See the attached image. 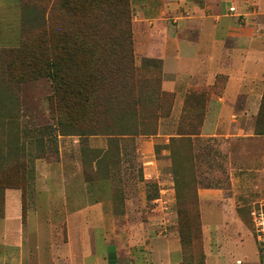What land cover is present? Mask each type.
<instances>
[{"label": "rangeland", "instance_id": "obj_1", "mask_svg": "<svg viewBox=\"0 0 264 264\" xmlns=\"http://www.w3.org/2000/svg\"><path fill=\"white\" fill-rule=\"evenodd\" d=\"M162 1L129 0L142 126L156 131L116 137L63 133L70 129L55 121L49 77H5V60L32 26L19 1L18 42L0 45V264L260 263L250 208L264 196V133L255 132L264 128V80L255 137L222 107L223 73L180 95L164 88L161 58L141 51L145 36L160 46L176 22ZM254 1L232 0L220 13L230 25L264 32ZM56 13L67 16L64 8ZM154 84L167 93H155ZM211 106L220 116L214 133L198 134ZM64 120L89 119L74 109Z\"/></svg>", "mask_w": 264, "mask_h": 264}, {"label": "trees", "instance_id": "obj_2", "mask_svg": "<svg viewBox=\"0 0 264 264\" xmlns=\"http://www.w3.org/2000/svg\"><path fill=\"white\" fill-rule=\"evenodd\" d=\"M19 1L30 8L32 26L24 27L3 73L17 83L49 77L55 121L70 129L63 133L116 137L156 131L142 126L146 117L140 113L142 86L134 63L129 0ZM62 8L67 16L56 13ZM152 79L158 81L157 76ZM153 90L167 93L155 84ZM74 109L87 114L89 120L82 126L65 123L64 117ZM255 132L264 133V128Z\"/></svg>", "mask_w": 264, "mask_h": 264}, {"label": "crops", "instance_id": "obj_3", "mask_svg": "<svg viewBox=\"0 0 264 264\" xmlns=\"http://www.w3.org/2000/svg\"><path fill=\"white\" fill-rule=\"evenodd\" d=\"M231 1L203 0L200 4L196 0H163L161 10H169L176 22L160 46H150L149 36H145L141 51L161 58L162 86L176 90L177 95L186 85L207 87L217 73H223L224 89L217 97L222 107L235 117V126L255 137L250 134H254L253 118L262 97L259 86L264 80V32L230 25L229 17L220 11ZM254 2L264 10V0ZM18 3L19 0H0V45L13 46L18 42ZM233 103L239 106H231ZM217 119L220 120L218 109L211 106L202 123L205 133L198 134H213L210 131ZM199 193L202 199L203 192Z\"/></svg>", "mask_w": 264, "mask_h": 264}, {"label": "built area", "instance_id": "obj_4", "mask_svg": "<svg viewBox=\"0 0 264 264\" xmlns=\"http://www.w3.org/2000/svg\"><path fill=\"white\" fill-rule=\"evenodd\" d=\"M250 219L255 239L260 248L261 258L259 264H264V196L252 203ZM236 261L239 264L242 263L241 258H238Z\"/></svg>", "mask_w": 264, "mask_h": 264}]
</instances>
